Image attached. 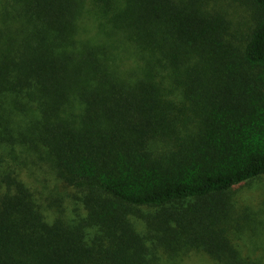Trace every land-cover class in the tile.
Segmentation results:
<instances>
[{
  "label": "trees",
  "instance_id": "obj_1",
  "mask_svg": "<svg viewBox=\"0 0 264 264\" xmlns=\"http://www.w3.org/2000/svg\"><path fill=\"white\" fill-rule=\"evenodd\" d=\"M262 177L264 0H0V264H249Z\"/></svg>",
  "mask_w": 264,
  "mask_h": 264
},
{
  "label": "rangeland",
  "instance_id": "obj_2",
  "mask_svg": "<svg viewBox=\"0 0 264 264\" xmlns=\"http://www.w3.org/2000/svg\"><path fill=\"white\" fill-rule=\"evenodd\" d=\"M235 17H247L240 6L228 4ZM236 196L237 220L234 244L249 264H264V177L239 188ZM258 262V263H257ZM181 264H216L203 254H190Z\"/></svg>",
  "mask_w": 264,
  "mask_h": 264
}]
</instances>
